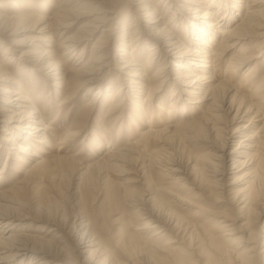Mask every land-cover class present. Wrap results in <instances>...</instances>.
Here are the masks:
<instances>
[{
    "label": "bare ground",
    "instance_id": "1",
    "mask_svg": "<svg viewBox=\"0 0 264 264\" xmlns=\"http://www.w3.org/2000/svg\"><path fill=\"white\" fill-rule=\"evenodd\" d=\"M123 1L17 0L22 11L0 12V264H264V224L256 225L264 213V0H128L120 15ZM87 13L91 20L71 33L72 17ZM20 29L35 35L17 51ZM252 33L259 41H249ZM22 68L29 80L19 82ZM111 69L115 83L106 82ZM82 88L88 113L69 123L67 111L63 132L58 124L49 134ZM98 106L116 116L112 131L119 127L94 132L93 152L105 146L106 154L83 162L71 144ZM191 137L211 139L214 155L190 150L186 170L168 155L172 142ZM57 148L68 152L46 157ZM161 174L171 186L188 184V196L161 184ZM66 177L76 183L60 192L64 200L50 194L52 202L48 195L29 206L32 190ZM96 197L104 199L90 209ZM196 198L232 212L213 218ZM123 203L144 218L116 231L119 219L102 215Z\"/></svg>",
    "mask_w": 264,
    "mask_h": 264
},
{
    "label": "rangeland",
    "instance_id": "2",
    "mask_svg": "<svg viewBox=\"0 0 264 264\" xmlns=\"http://www.w3.org/2000/svg\"><path fill=\"white\" fill-rule=\"evenodd\" d=\"M17 0H0V12H2V11H6V12H8V13H10V12H14V13H16L17 11H19V10H21L20 9V6H17V7H14V6H12V3H14V2H16ZM35 1H37V0H35ZM73 3L75 2V3H78L79 1H81V0H71ZM28 2L30 3V2H34V0H28ZM45 2V1H44ZM124 2V3H123ZM121 4H120V7H119V13H120V15H126L125 13L127 12L126 10H128V7L129 6H127V4H129V2H128V0H125V1H123ZM19 2H17V4H18ZM36 3H38V2H36ZM39 6H41V5H39ZM71 7V6H70ZM48 8H49V6H48ZM53 7H51V9H50V14L48 15L49 16V18H51V16H52V13H53V9H52ZM3 9V10H2ZM9 9V10H8ZM126 12H125V11ZM173 10V9H172ZM22 11V10H21ZM182 13H183V10H180ZM237 12V11H236ZM234 13H235V11H234ZM92 13H87V14H85V15H81V16H77V17H75V15L72 17V19H74L73 20V25L70 27V32L71 33H74V32H76V30H78V28L81 26V24H83L84 22H88L89 20H91V18L92 17H90V15H91ZM130 14V15H129ZM129 14H127V16H128V18H130V16H133V14L132 13H130L129 12ZM132 14V15H131ZM124 17H126V16H124ZM133 17H135V16H133ZM131 19V18H130ZM81 32V31H80ZM33 35H35V34H33V32L32 31H27V32H22V29H20L19 30V33L17 34V35H14V38H15V40L17 39V40H19L20 39V41L21 42H23L22 44H20L21 46V48L20 49H18L17 48V51H22V49L23 50H26L27 49V46H29L32 42H31V40H30V38L33 36ZM252 38L251 39H249V41L250 42H254V41H259V39H260V37H259V34H254V33H252ZM29 37V38H28ZM94 38L95 37H93L92 38V43H93V41H94ZM23 40V41H22ZM30 40V41H29ZM33 41V40H32ZM25 42V43H24ZM30 43V44H29ZM92 43H90V45H89V47H88V49H90L91 48V45H92ZM1 44V43H0ZM29 44V45H28ZM25 48V49H24ZM148 56V52H147V50H146V52H144V54H142V59H144L145 60V58ZM114 57L116 58V59H119V54H114ZM2 57H1V53H0V59H1ZM259 61H261V60H259ZM113 63V65L112 66H117L115 63H116V61H115V59H114V61L112 62ZM254 63L255 62H251V63H249L247 66H242L241 67V69H240V74H242L243 72H245L246 71V69L248 68V67H252V65H254ZM119 64V63H118ZM257 68H258V66H257ZM112 71V72H111ZM25 72V73H24ZM110 73L107 75L108 77L107 78H109V79H107L106 80V82H110V81H112V82H114L115 83V80L117 79V75L119 74V72H117V70H115V69H111L110 71H109ZM25 74H27V75H25ZM31 74V73H30ZM22 75V76H21ZM24 75V76H23ZM37 82L39 81V82H41V83H44V81H43V79L45 78V77H43V76H40V75H38L37 74ZM17 80L19 81V82H21V81H27V80H29V71L26 69H24V68H22V73H20V74H18V76H17ZM40 83V84H41ZM47 86V85H46ZM48 87V86H47ZM98 89V87L96 86V87H93L91 90H89V93H88V95L86 96L87 98H88V100L90 99L91 100V98H93V94H94V91H96ZM85 90V91H84ZM86 93V88H82L79 92H78V94H77V96H76V98H75V101H77V102H75V103H73V104H68L69 106H68V108H67V106L65 107L64 106V104L61 106V115L58 117V119H56V121H54L51 125H50V130H49V134L52 132V129L54 128V126L56 127V125H58V126H60V125H62L61 126V128L59 129L60 130V133H62L63 132V130H64V128L68 125V123L67 124H65V118H66V116H65V113L67 112V111H69V113H68V115H67V119H68V122L70 123V122H72L73 120L75 121V117H76V114L78 115L79 114V111H80V109L82 110V111H80L81 112V114H82V112L83 113H88V112H85V110L81 107L82 106V102H81V100L83 99V97H85V96H83L85 93ZM169 92V91H168ZM33 97H35V95L33 96ZM49 99H51V102L49 103V105L48 106H50V105H52L53 104V97H50ZM52 103V104H51ZM56 103H57V101H56ZM76 104H79L77 107H76ZM66 109V111H63L62 109ZM132 108V107H131ZM57 110H58V108H56L55 106H54V115L56 116L57 115ZM132 110H133V108H132ZM132 110L131 109H127V110H125V114L123 115V117H122V121L125 123V124H129L130 123V120H131V118H133L132 116H133V112H132ZM77 111H78V113H77ZM95 111V112H94ZM93 112H89V116H87V118H88V124H87V129H86V132H84L83 134H81L80 136H78L77 137V139H76V141H75V144L74 145H72L71 144V147L72 148H76V150H78V151H80V150H82V151H84V153H83V162H85V161H91V160H95V159H98V158H102V157H104L105 156V152L107 151V147H103V149H101V150H98V152H93L94 150V147H96L97 146V142H95V143H93L92 142V140H93V134H94V132H99L100 130L99 129H102V131L103 130H105V129H108V131H110V132H113V131H116L117 129H118V127L119 126H116L115 128H114V130L112 131V120L116 117H114V118H112V119H110V115H113V114H107L106 115V111H107V109H105V108H102V107H100V106H98V108H96L95 110H94ZM116 112H118V111H116ZM65 116V118H64V116ZM83 115V114H82ZM131 117V118H130ZM226 115L224 116V119H222L221 121H222V125L223 124H225L226 123V125H227V123L229 122V120L228 121H225L226 120ZM48 118H51V121L53 120V118L54 117H48ZM130 118V119H129ZM126 119V120H125ZM134 119V118H133ZM103 120L105 121L104 123H103ZM98 122V124H96ZM118 122H120V120H118ZM103 123V125H101ZM105 124H106V126H105ZM229 124V123H228ZM92 125V126H91ZM100 126V127H99ZM140 126V125H139ZM105 127V128H104ZM122 129H124L123 128V126H122ZM58 131V130H57ZM56 131V132H57ZM125 131V130H124ZM56 132H55V137L57 136V134H56ZM89 132V133H88ZM1 133V132H0ZM206 133V132H205ZM90 134V135H89ZM92 134V135H91ZM110 134H112V133H110ZM204 134V133H203ZM59 135V134H58ZM89 135V136H88ZM102 135V134H101ZM199 136V135H198ZM212 137V136H211ZM127 137H125V138H123L124 140L123 141H125V139H126ZM187 139V138H186ZM184 140L183 142H181L180 144H179V142L177 141V142H175L176 144H174V142H172L171 143V145H172V150H170L169 152H170V154L168 155V160H174V161H176L175 163H177L179 166H181L182 168H184V169H188V166H187V156H188V153H189V151L190 150H192V151H194V152H206V153H209L210 155H209V157L210 156H212L213 157V155L214 154H212L213 152H214V149L212 150V148H210L209 147V144H207L206 145V143H209L210 142V140L211 139H209V138H203V137H201V139H202V142L201 141H196L195 139H194V137H191V138H188L187 140ZM122 141V142H123ZM52 142L53 143H55V141H53L52 140ZM74 143V142H73ZM202 143H205V146H203V144ZM88 144V145H87ZM174 144V145H173ZM93 145V146H92ZM220 146V144L219 143H217L216 142V146ZM106 146H108V145H106ZM174 146V147H173ZM208 146V147H207ZM215 146V145H214ZM217 146V147H218ZM188 150V151H187ZM61 151V152H60ZM3 152H4V154H3ZM7 151H4V150H2L0 153H2V157H1V162H0V168L3 166V162L4 161H6V159H7V153H6ZM66 152H68L67 150H60L59 148H57V149H52V152H50L48 155H46V157H51V156H58L59 154L61 155H65V153ZM85 154V155H84ZM79 157V156H78ZM86 159V160H85ZM3 161V162H2ZM168 162H171V161H168ZM131 167H133L132 165H130V166H128L127 168H131ZM10 170H12V169H10ZM9 170V171H10ZM11 172V171H10ZM130 173H129V175H127V176H130V177H132V176H135V171L134 170H130L129 171ZM23 176V175H22ZM159 176V175H158ZM184 177V176H183ZM162 178V179H161ZM159 179H160V181H162L161 182V184H163L165 187L167 186V187H169V186H171V181H173L172 180V178H170L169 176H163L162 174H161V176H159ZM61 180V181H60ZM60 180H57L55 183H56V186H55V183L53 184L52 182H50V181H47V182H44L38 189H36L35 190V192H33V190L31 191V195H29L30 197H28L27 198V200L28 199H30L29 201H31L30 202V204H29V206L31 207V208H36L37 206L39 207V205H38V203L41 201L42 203H46L45 201L46 200H49V196H50V194H51V196L53 195V197H54V199H53V201H58L59 200V202H61L62 200H64L63 198H64V196L62 197V195H61V193L63 194L64 193V195H66L67 193L69 194V193H71V192H69L70 190H72L74 187H75V183H76V178L75 177H66V178H63V180L62 179H60ZM50 182V183H49ZM182 183H184V182H177L176 183V185L174 186V188H180L179 190H178V192H181L183 195H187L188 196V191L189 190H184V189H186V185H188V184H184V186H181L180 184H182ZM45 184V185H44ZM166 184H168V185H166ZM135 185H136V187H138V188H141L142 186L139 184V183H135ZM35 186V185H34ZM140 186V187H139ZM173 186H171L170 188H172L173 190H174V188H173ZM183 187H185V188H183ZM235 188H234V190L233 191H236V190H238L239 189V186L237 187V186H234ZM236 189V190H235ZM140 190V189H139ZM63 191V192H62ZM61 192V193H60ZM141 192H142V190H141ZM175 192L177 193V190L175 189ZM44 193H47V196H45V195H43ZM49 195V196H48ZM60 195H61V197H60ZM45 196V197H44ZM50 196V200L49 201H47V203H49L50 201L52 202V198L53 197H51ZM47 198V199H46ZM56 198V199H55ZM69 199H71V197H69ZM104 198H100V197H98V200H97V197H96V203L94 202V201H92V203L90 204V206H91V208L90 209H93V205H94V207H98L100 204H101V202H102V200H103ZM201 198H196V200L197 201H199L200 203H201V201H202V203L201 204H203L204 205V208H206V209H209V210H207L209 213H211V214H213L211 217H213V216H215L216 217V215H218V214H220V215H222V213L224 214V213H231L232 212V210H230V205L229 204H225V203H218V204H215V203H213L212 202V200H210V199H206V201H205V199H201ZM38 200H39V202H38ZM210 200V201H209ZM108 201V200H107ZM105 202V204H104V206H106V207H109V208H111L110 206H109V204H108V202ZM111 201V200H110ZM109 201V202H110ZM206 203H205V202ZM40 202V203H41ZM70 202H71V200H70ZM212 202V203H211ZM95 203V204H94ZM224 204V205H223ZM41 206V205H40ZM89 206V207H90ZM122 206L124 207V208H122ZM121 207V208H120ZM134 207H129V206H127V205H125L124 203H123V205H120L118 208H116L115 210H110V212L108 213V214H103L102 216L104 217H102V219H104V220H106V221H110V219L112 218V219H119V223H118V225H115L114 226V230H116V231H118V230H123V226L121 225V224H123L122 223V221L123 220H127V219H131V220H133V224H131L130 225V229L131 230H133V226H136L138 223H142L143 221V219L142 218H144V216L143 217H141V215H139L138 217H137V215H135V211H134V209H133ZM229 208V209H228ZM230 210V211H229ZM89 211V210H88ZM227 211V212H226ZM70 213V215L71 214H73V213H75V210L73 211V212H69ZM83 213H84V215H85V212L83 211ZM215 213H217V214H215ZM163 214V213H162ZM189 214V213H188ZM106 216V217H105ZM214 218V217H213ZM136 219V220H135ZM134 220H135V222H134ZM142 221V222H141ZM124 222V221H123ZM24 223H29V224H32V222H31V220L30 219H27L26 221H24ZM135 223H137V224H135ZM262 224H264V213L261 215V217L257 220V222H256V225L257 226H263ZM23 225V224H22ZM20 226H21V224H20ZM19 228V227H18ZM38 228L37 226L36 227H34V230H36V229ZM28 230H30V229H28ZM43 231H44V229H43ZM45 233V231L43 232V234ZM102 233V232H101ZM42 234V235H43ZM191 250H188V253L190 252ZM187 253V254H188ZM189 256H190V260H192V259H197V257L195 256V254H193L192 256L190 255V253H189ZM144 259L143 260H148V259H146V256H144L143 257ZM139 259V258H138ZM26 261H28V259H26L25 260V262ZM141 261V260H140Z\"/></svg>",
    "mask_w": 264,
    "mask_h": 264
}]
</instances>
